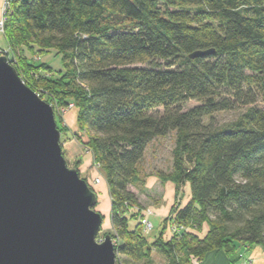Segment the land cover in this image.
<instances>
[{
    "label": "trees",
    "instance_id": "16d2710c",
    "mask_svg": "<svg viewBox=\"0 0 264 264\" xmlns=\"http://www.w3.org/2000/svg\"><path fill=\"white\" fill-rule=\"evenodd\" d=\"M8 3L4 53L32 90L78 110L109 186L116 262L153 250L171 264L184 253L185 263L202 262L218 250L236 264L240 248H264V108L256 107L264 103V0ZM52 50L64 64L53 79L40 72L50 66L30 63ZM197 52L210 53L191 59ZM191 101L198 105L186 110ZM241 108L236 124L218 125L217 114ZM172 133V171L159 177L176 192L188 186L190 197L172 214L182 231L164 241L165 221L150 242L130 187L142 180L149 146Z\"/></svg>",
    "mask_w": 264,
    "mask_h": 264
},
{
    "label": "water",
    "instance_id": "95a60500",
    "mask_svg": "<svg viewBox=\"0 0 264 264\" xmlns=\"http://www.w3.org/2000/svg\"><path fill=\"white\" fill-rule=\"evenodd\" d=\"M210 52H197L191 59ZM53 107L0 55V264H116L98 196L63 156Z\"/></svg>",
    "mask_w": 264,
    "mask_h": 264
},
{
    "label": "rangeland",
    "instance_id": "374dc122",
    "mask_svg": "<svg viewBox=\"0 0 264 264\" xmlns=\"http://www.w3.org/2000/svg\"><path fill=\"white\" fill-rule=\"evenodd\" d=\"M6 16L7 15L3 17L4 20ZM4 30V27L3 29L0 28V33L4 34ZM6 53H8V51H6ZM6 53L3 51L0 53V55ZM17 60L21 67L22 64L20 63V60L18 58ZM30 63L36 65L47 64L50 66L52 68L50 70L51 72L45 70L44 67L41 68L40 72L42 74L51 76L52 79L58 77L59 74L57 73L64 70L63 56L61 54L58 55L54 50L44 54H34L33 56H30ZM142 66L145 65H138V67ZM36 93L45 102L53 107L54 104L49 101L48 97L44 98L41 96L42 94L40 95V93ZM196 105H198L197 102L191 101L185 108L187 110ZM54 106L55 108L53 109L54 112H56L55 117L58 129L60 130L63 137H61L63 140L61 146L67 165L69 168L77 169L79 171L80 177L88 182L90 187L98 196L96 211L103 216V225L97 237V241L99 243L103 242L105 236L110 235L114 242L117 240V236L111 224L112 201L109 193V186L102 172L101 166L96 163L92 152L85 146V142L87 143L88 138L85 134H82L78 128V110L75 108L74 104H70L68 107H60L57 104ZM256 107L264 108V103L259 102ZM158 111L162 113L163 109L160 108ZM245 111L246 108H241L236 111L219 113L215 116L216 121L218 125L223 128L230 127L240 120L241 115ZM80 133L82 134V137L77 138L76 135H80ZM175 142V133L154 141L153 144L149 146L146 156L140 165V177L142 179L140 184L138 186L130 187V190L138 198V202L140 203V212L142 215H144V219L149 220V222L153 225L152 230L146 231L144 228V234L150 242H154L161 235L165 225L166 230L163 234L164 241L171 240L173 235L179 234L182 231L181 227L173 224L172 214L175 209L183 206L189 200V187H182L176 192L175 185L172 182H163L159 177L161 173L169 174L172 171V153L173 149L175 148ZM165 221L166 224L164 225ZM134 224H136V221H132V225ZM206 231L207 227L205 228V232ZM205 232L201 233L200 236L202 237ZM237 253L241 254L242 258L236 264H264V248L262 246L256 245L244 249L242 247ZM185 260L186 255L184 253L180 256L177 263L230 264L228 261L229 257L225 254V252L218 250L210 252L202 262H197L195 259H193L192 262L185 263ZM116 264H171V261L161 252L153 250L148 257L140 262H133L127 258L121 257L120 262H116Z\"/></svg>",
    "mask_w": 264,
    "mask_h": 264
},
{
    "label": "crops",
    "instance_id": "0c3cea01",
    "mask_svg": "<svg viewBox=\"0 0 264 264\" xmlns=\"http://www.w3.org/2000/svg\"><path fill=\"white\" fill-rule=\"evenodd\" d=\"M8 1L9 0H0V21L5 16L4 9H5V6H6ZM6 50H7L6 39L4 37V34L0 33V53L3 52V51H6ZM173 194H174V190H173Z\"/></svg>",
    "mask_w": 264,
    "mask_h": 264
},
{
    "label": "built area",
    "instance_id": "2783aa9c",
    "mask_svg": "<svg viewBox=\"0 0 264 264\" xmlns=\"http://www.w3.org/2000/svg\"><path fill=\"white\" fill-rule=\"evenodd\" d=\"M8 7H9V3L7 2L6 6H5V9H4L5 15H6V12L8 10ZM4 23H5V20L2 19L0 21V28L1 29H3ZM144 228L146 229V231H149V230H152L153 225L149 222V220L144 219ZM116 238H117V240L114 241L113 243H114L115 247L117 248V246L119 245V239H118V237H116Z\"/></svg>",
    "mask_w": 264,
    "mask_h": 264
}]
</instances>
